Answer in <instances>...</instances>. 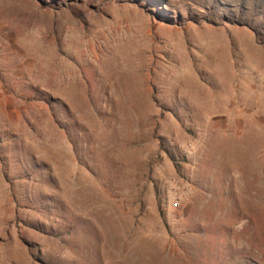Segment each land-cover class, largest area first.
I'll return each mask as SVG.
<instances>
[{"label": "rangeland", "instance_id": "obj_1", "mask_svg": "<svg viewBox=\"0 0 264 264\" xmlns=\"http://www.w3.org/2000/svg\"><path fill=\"white\" fill-rule=\"evenodd\" d=\"M151 1L0 0V264H264V0Z\"/></svg>", "mask_w": 264, "mask_h": 264}, {"label": "trees", "instance_id": "obj_2", "mask_svg": "<svg viewBox=\"0 0 264 264\" xmlns=\"http://www.w3.org/2000/svg\"><path fill=\"white\" fill-rule=\"evenodd\" d=\"M147 3L146 4H148V6H154L155 4H154V2H152L151 0H145ZM155 10L156 9H158V6H155V8H154Z\"/></svg>", "mask_w": 264, "mask_h": 264}]
</instances>
